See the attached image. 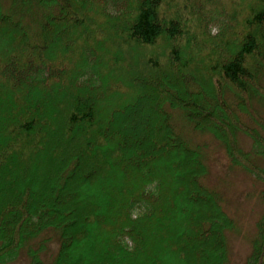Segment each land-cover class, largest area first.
I'll use <instances>...</instances> for the list:
<instances>
[{
	"label": "trees",
	"instance_id": "obj_1",
	"mask_svg": "<svg viewBox=\"0 0 264 264\" xmlns=\"http://www.w3.org/2000/svg\"><path fill=\"white\" fill-rule=\"evenodd\" d=\"M5 1L0 264L48 230L54 256L40 259L48 236L29 264H227L233 221L168 109L220 141L264 205V168L237 140L264 160V0ZM26 6L46 11L34 41ZM256 229L243 264H264V214Z\"/></svg>",
	"mask_w": 264,
	"mask_h": 264
},
{
	"label": "rangeland",
	"instance_id": "obj_2",
	"mask_svg": "<svg viewBox=\"0 0 264 264\" xmlns=\"http://www.w3.org/2000/svg\"><path fill=\"white\" fill-rule=\"evenodd\" d=\"M11 1L12 0H6L4 2L5 6H7L5 8L10 7ZM24 9H27V13L24 16V24L27 26L29 36L32 40V37L35 35V30H38V23L41 20L40 17L46 11L44 9L37 10L30 8L29 6L24 7ZM72 54L73 53L70 55ZM58 57L59 55L57 58ZM140 105H142V102H140ZM150 107L151 104L148 102L147 106L144 108H146V111L147 108L151 111ZM255 107L258 112L264 116V103H257ZM168 111L176 133L188 147L199 152L202 161L207 167V174L201 179L202 183L215 194L222 210L233 221V228L226 230L224 233L228 250L227 264H243L250 253L252 242L256 238V225L264 214V205L261 200L262 184L255 176L247 173L239 166L232 164L226 154L224 145L210 133L193 130L180 119V111L173 109H168ZM143 120L145 121L146 119L143 118ZM237 140L241 149L251 154V159L256 165L264 168V160L254 153L255 148L252 141L242 133L237 134ZM64 154H67L65 153V149H63V155ZM160 155L161 154H159V156ZM160 157H162V155ZM167 162L169 163L164 165L169 164L173 166L175 163L180 165V161L177 157ZM106 179L112 182L111 178ZM129 183H107L105 187L111 188V186L116 185V188L119 187L124 189V187L129 188ZM0 187H2L1 183ZM3 187H5V185H3ZM96 188H100L99 185H97ZM131 189L134 188L131 187ZM0 190H2V188ZM95 192L96 191H93V193ZM167 192L168 188H166V193ZM182 195L180 194L179 196L181 201H183L181 199ZM166 198L167 195L165 196V199ZM55 232L56 231L52 230L45 231L39 237L29 241L18 250L13 256V259L6 264H29V250L37 249L48 236L51 240L46 241L45 250L40 252V259L45 263L50 262L58 247L57 235ZM164 254L168 256L166 250Z\"/></svg>",
	"mask_w": 264,
	"mask_h": 264
}]
</instances>
